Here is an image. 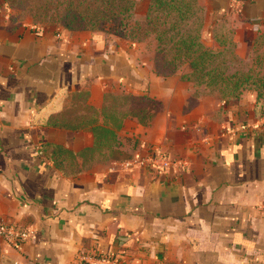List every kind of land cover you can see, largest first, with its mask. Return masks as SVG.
<instances>
[{"label": "crops", "instance_id": "crops-1", "mask_svg": "<svg viewBox=\"0 0 264 264\" xmlns=\"http://www.w3.org/2000/svg\"><path fill=\"white\" fill-rule=\"evenodd\" d=\"M135 1L143 21L150 0ZM198 1L201 44L251 60L264 0ZM155 46L18 20L0 0V216L35 230L21 249L0 238V264H264V100L199 94L188 64L157 71ZM153 148L173 170L119 167Z\"/></svg>", "mask_w": 264, "mask_h": 264}, {"label": "trees", "instance_id": "trees-1", "mask_svg": "<svg viewBox=\"0 0 264 264\" xmlns=\"http://www.w3.org/2000/svg\"><path fill=\"white\" fill-rule=\"evenodd\" d=\"M47 1V3L44 1V9L52 3V0ZM194 1L150 0L145 19L135 21L133 20L135 0H61V2L57 0L56 6L66 3V7L59 17L61 22L49 26L64 30L102 29L108 34L131 41L153 38L156 41L155 65L163 76L188 64L190 73L182 77L191 81L199 94L217 93L224 101H234L247 90L256 92L258 98L264 100V52L251 58L253 66L263 65L255 74L250 69L243 74L237 71L224 72L222 66L225 60H239L234 56L231 45H226L222 51L215 52L201 44L202 13L199 5L192 4ZM7 3L12 8L13 0H7ZM192 5L195 6L194 9H191ZM194 11L200 13L196 31L193 35L185 34L180 31V26H188L189 21L184 24L183 21ZM159 16L170 20L158 22ZM139 31L142 33L139 34ZM173 31L174 35H168L174 33ZM263 35L264 29L255 39L253 48L259 45L260 37ZM127 158L129 157L123 159Z\"/></svg>", "mask_w": 264, "mask_h": 264}, {"label": "built area", "instance_id": "built-area-1", "mask_svg": "<svg viewBox=\"0 0 264 264\" xmlns=\"http://www.w3.org/2000/svg\"><path fill=\"white\" fill-rule=\"evenodd\" d=\"M229 7L236 9L244 0H228ZM35 156H42V148L36 145L33 151ZM175 161L167 154L157 148L148 150L144 155H133L118 163L123 170L135 167H149L158 174L169 173L175 167ZM35 230L31 227H19L8 223L0 216V238L10 247L21 249L25 244L34 238ZM75 264H118L117 259L111 255L99 253H85L78 256Z\"/></svg>", "mask_w": 264, "mask_h": 264}, {"label": "rangeland", "instance_id": "rangeland-1", "mask_svg": "<svg viewBox=\"0 0 264 264\" xmlns=\"http://www.w3.org/2000/svg\"><path fill=\"white\" fill-rule=\"evenodd\" d=\"M44 1L47 3V0H13L12 4V11L14 13V17L18 20H29L32 23L39 24V25H45L49 26L53 23H60V16L64 13V9L66 7V3H63L59 6H56L57 0H52V3L44 9ZM61 2V0H58ZM195 3L192 2V4L199 5V1L195 0ZM55 3V4H54ZM191 9H194L195 6H190ZM58 12V13H57ZM154 16V14H153ZM161 20H170V18H164L163 16H159V21ZM200 20V13L197 14V12H193L190 15L187 16V20L183 21V24L186 21H189L187 24L188 26L181 27L180 31L185 32V34H191L193 35L197 28V23ZM99 31H102V29H98ZM174 33H169L168 35H174ZM142 32L139 31V34ZM264 52V35L260 37L259 45L252 50V56L251 58L256 54H262ZM172 53V52H170ZM229 59V56H227ZM221 62L220 60H218ZM218 63V62H216ZM222 66V65H221ZM263 68V65L260 66ZM260 67H256L255 65L251 63V60L249 61H233V60H225L224 65L222 68H224V72L226 73H232L234 71H237L238 73H246L247 70H251L252 73L255 74L257 70H259ZM209 67H207L208 69ZM260 68V69H261ZM206 69V70H207ZM131 102L133 103H139L138 100L132 99Z\"/></svg>", "mask_w": 264, "mask_h": 264}]
</instances>
